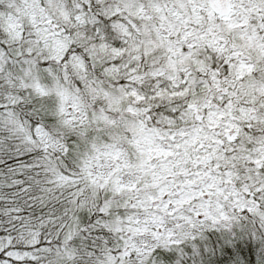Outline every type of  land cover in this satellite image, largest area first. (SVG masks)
Listing matches in <instances>:
<instances>
[{"label": "snow or ice", "instance_id": "snow-or-ice-1", "mask_svg": "<svg viewBox=\"0 0 264 264\" xmlns=\"http://www.w3.org/2000/svg\"><path fill=\"white\" fill-rule=\"evenodd\" d=\"M0 264H264V0H0Z\"/></svg>", "mask_w": 264, "mask_h": 264}]
</instances>
